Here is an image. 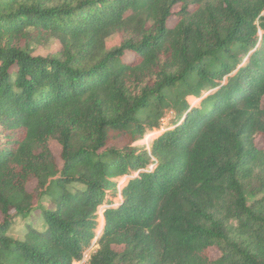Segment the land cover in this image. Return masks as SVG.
Listing matches in <instances>:
<instances>
[{"label": "trees", "instance_id": "obj_1", "mask_svg": "<svg viewBox=\"0 0 264 264\" xmlns=\"http://www.w3.org/2000/svg\"><path fill=\"white\" fill-rule=\"evenodd\" d=\"M258 137L264 0H0V264H264Z\"/></svg>", "mask_w": 264, "mask_h": 264}, {"label": "rangeland", "instance_id": "obj_2", "mask_svg": "<svg viewBox=\"0 0 264 264\" xmlns=\"http://www.w3.org/2000/svg\"><path fill=\"white\" fill-rule=\"evenodd\" d=\"M178 8H179L178 6L175 7L174 11H177ZM175 21H176L175 16H172L168 21L169 26H172L175 23ZM123 40H124V38L121 34L114 33L106 39V48L109 50V49H112L114 47L120 46L122 44ZM32 47H33V51L35 54L46 56L49 53L57 51L59 49V44L55 39H52L49 41L48 44H45L43 46L42 45H37V46L32 45ZM132 56H133L132 53L126 52L124 58L126 60H130L132 58ZM168 99H170V97H168ZM186 99L192 107H197L200 105V100H198V99H194L193 97H190V96L186 97ZM171 109L174 110V108H172L171 106H169V107L167 106V107L163 108V112H165V115H166L168 112L171 111ZM175 114H176V112L174 110L173 116L169 117V121H168L169 126L167 125V128H165V129H168L169 127L173 126L176 122H178L180 120V119H178V116ZM181 118H182V116H181ZM165 129H159L157 131L149 133L151 135L150 137L143 138L142 140L137 141L135 144L136 145H145L146 148H149L151 138L153 136L157 135L159 132L165 130ZM256 144L260 145L261 147L264 148V142L262 141V139L260 137L256 138ZM50 149H51L53 155L55 156L57 163L60 164V151H61L60 145L57 142L52 141L50 143ZM125 180H126V177H121V178H119V183H122ZM50 181H51L50 178L46 180L47 183H46L45 187H47L50 184ZM36 185H37V182L33 180V181L29 182L26 185V187L29 191H31L34 189V187ZM80 187H81V185H79L78 183H74L70 186L69 189L73 190V189H78ZM53 191H55V188H53ZM107 192L109 193V195H111L110 190H108ZM50 199H51L50 195L45 193L41 196V198L38 200V202L36 201L37 203H35L32 206V210H31L29 216H27V217H20V216L14 217L12 225L9 228L7 234L12 238H20L21 235L23 234V232L25 231V228L27 225H33L35 227L40 228L41 222H42L41 208L44 207L46 209H49V208L51 209L54 207V204L51 202ZM116 199H121L120 195H118L116 197ZM99 212L101 213V211H99ZM99 220L102 221V217H100ZM100 225L102 226V224H100ZM96 233H98V232H96ZM96 248H97V245H94L91 249H88V248L85 249L83 253H88L90 255V253L95 251ZM117 249L119 251L121 250L120 248H117ZM210 255H211V257H215L216 255H218L215 248L210 249Z\"/></svg>", "mask_w": 264, "mask_h": 264}, {"label": "built area", "instance_id": "obj_3", "mask_svg": "<svg viewBox=\"0 0 264 264\" xmlns=\"http://www.w3.org/2000/svg\"><path fill=\"white\" fill-rule=\"evenodd\" d=\"M174 112L173 111H170L168 112L164 117L161 118V122H160V128L159 129H165L167 128V125H168V121H169V117L170 116H173ZM169 126V125H168ZM151 135L150 134H147L145 138H148L150 137ZM99 218H100V214H99ZM100 224H101V221H100ZM98 232V230L96 231ZM94 245H91L90 247H88V249H91ZM89 258V254L88 253H83V256H82V259L77 261V262H74L73 264H82V263H85Z\"/></svg>", "mask_w": 264, "mask_h": 264}, {"label": "bare ground", "instance_id": "obj_4", "mask_svg": "<svg viewBox=\"0 0 264 264\" xmlns=\"http://www.w3.org/2000/svg\"><path fill=\"white\" fill-rule=\"evenodd\" d=\"M102 217V216H101ZM100 229H101V225H100V227H99V231H100Z\"/></svg>", "mask_w": 264, "mask_h": 264}, {"label": "clouds", "instance_id": "obj_5", "mask_svg": "<svg viewBox=\"0 0 264 264\" xmlns=\"http://www.w3.org/2000/svg\"><path fill=\"white\" fill-rule=\"evenodd\" d=\"M199 100V99H198ZM100 217H101V214H100ZM102 224V223H101Z\"/></svg>", "mask_w": 264, "mask_h": 264}]
</instances>
